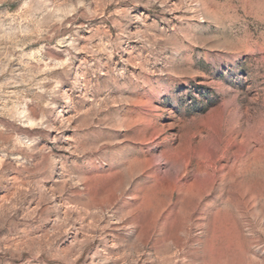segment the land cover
<instances>
[{"label": "rangeland", "instance_id": "1", "mask_svg": "<svg viewBox=\"0 0 264 264\" xmlns=\"http://www.w3.org/2000/svg\"><path fill=\"white\" fill-rule=\"evenodd\" d=\"M0 264H264V0H0Z\"/></svg>", "mask_w": 264, "mask_h": 264}]
</instances>
